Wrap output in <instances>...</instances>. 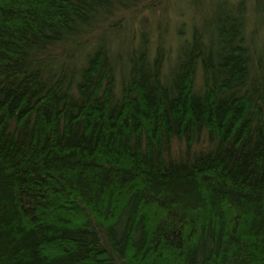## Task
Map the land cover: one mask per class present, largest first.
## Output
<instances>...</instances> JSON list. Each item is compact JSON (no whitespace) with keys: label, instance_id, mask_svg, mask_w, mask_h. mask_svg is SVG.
<instances>
[{"label":"trees","instance_id":"1","mask_svg":"<svg viewBox=\"0 0 264 264\" xmlns=\"http://www.w3.org/2000/svg\"><path fill=\"white\" fill-rule=\"evenodd\" d=\"M159 2L0 0V264H264L245 3L213 4L164 71L125 25Z\"/></svg>","mask_w":264,"mask_h":264},{"label":"rangeland","instance_id":"2","mask_svg":"<svg viewBox=\"0 0 264 264\" xmlns=\"http://www.w3.org/2000/svg\"><path fill=\"white\" fill-rule=\"evenodd\" d=\"M218 0H161L150 9H145L136 15L129 17L126 27L132 30L130 37L135 46L139 38L145 39L148 44L149 53L153 55L157 46L163 47V55L166 60L163 62L164 71L167 70L175 57L178 45L181 41L188 39L193 26L198 24L200 19L212 11ZM235 1V0H228ZM246 6V35L251 47L255 51L264 53V0H243ZM125 27V28H126ZM133 35H132V34ZM143 35V36H141ZM116 53L119 52L118 47ZM197 79V84L200 83ZM196 84V85H197ZM205 141H200L194 147L198 148ZM184 142L174 141V151L181 152Z\"/></svg>","mask_w":264,"mask_h":264}]
</instances>
